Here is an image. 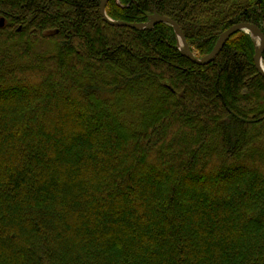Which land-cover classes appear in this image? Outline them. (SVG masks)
<instances>
[{
	"label": "trees",
	"instance_id": "trees-1",
	"mask_svg": "<svg viewBox=\"0 0 264 264\" xmlns=\"http://www.w3.org/2000/svg\"><path fill=\"white\" fill-rule=\"evenodd\" d=\"M101 1L0 0V264H264L251 35L198 64L170 24L111 25ZM155 10L199 57L234 24L264 32V0L107 4L129 22Z\"/></svg>",
	"mask_w": 264,
	"mask_h": 264
},
{
	"label": "water",
	"instance_id": "water-1",
	"mask_svg": "<svg viewBox=\"0 0 264 264\" xmlns=\"http://www.w3.org/2000/svg\"><path fill=\"white\" fill-rule=\"evenodd\" d=\"M109 0H102L101 1V13L105 20L110 23L111 25L115 26H127L131 28H136V29H152L155 27V25L159 23H167L173 26L175 32L180 38V50L181 53L192 60L195 63L198 64H208L212 62L213 60L216 59V57L219 55V53L222 51L224 46L226 45L227 41L237 32L239 31H245L247 33H251L254 36L259 37L260 45H257L256 47V54H255V64L259 72L264 76V62H263V53H264V33L261 30V28L256 25L255 23L252 22H241L232 25L229 27L227 30L222 32L218 40L215 44V47L213 50L206 56L204 57H199L197 56L189 42L188 39L184 33V31L181 29L179 23L172 19L171 17L165 16L161 13H159L157 10H155L152 14L148 15V20L147 21H142V22H129L125 20H114L109 17L107 14V4ZM5 18L0 19V25L3 27L5 25Z\"/></svg>",
	"mask_w": 264,
	"mask_h": 264
},
{
	"label": "rangeland",
	"instance_id": "rangeland-1",
	"mask_svg": "<svg viewBox=\"0 0 264 264\" xmlns=\"http://www.w3.org/2000/svg\"><path fill=\"white\" fill-rule=\"evenodd\" d=\"M175 33H176V32H175ZM249 34H250V33H249ZM250 35H251V37H252V39H253V41H254L255 48H256L257 45H260V41H261V40H260L259 37H257V36H254V35H252V34H250ZM176 36H177V40H178V46H179V48H180V38H179V36L177 35V33H176ZM40 51H43V52H52L51 45L48 44V43L42 44L41 47H40ZM263 55H264V53H263ZM263 62H264V59H263ZM68 66H69V64H68ZM160 112H161V111H160ZM95 120H96L95 118H92L91 120H86L87 123H89V122H91V123H93V122H97V124H99V126H98V125H94V126H95V127H94L95 132H97L96 130H99V129L104 130V129L106 128V127L103 126L102 123H100V122H101V119L98 120V121H95ZM82 122H85V121L82 119ZM101 124H102V125H101ZM97 126H98V127H97ZM255 168L259 169V165H256ZM249 169H250L249 171H252L251 167H250ZM239 188H240V187H239ZM261 188H263V185H261V182L255 183V185H254V189H255V190H257V189H261Z\"/></svg>",
	"mask_w": 264,
	"mask_h": 264
},
{
	"label": "flooded vegetation",
	"instance_id": "flooded-vegetation-1",
	"mask_svg": "<svg viewBox=\"0 0 264 264\" xmlns=\"http://www.w3.org/2000/svg\"><path fill=\"white\" fill-rule=\"evenodd\" d=\"M257 25V24H256Z\"/></svg>",
	"mask_w": 264,
	"mask_h": 264
}]
</instances>
